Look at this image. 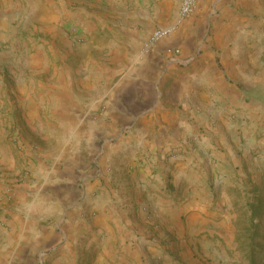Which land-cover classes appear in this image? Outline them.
<instances>
[{
  "label": "crops",
  "instance_id": "1",
  "mask_svg": "<svg viewBox=\"0 0 264 264\" xmlns=\"http://www.w3.org/2000/svg\"><path fill=\"white\" fill-rule=\"evenodd\" d=\"M60 3L72 28L106 41L103 66L114 80L99 96L93 86L99 100L86 107L95 115L85 127L76 93L57 90L64 124L73 127L51 167L38 164L18 185L0 264H32L40 250L56 251L50 264H151L146 221L168 230L182 213L199 214L192 210L210 203L204 190L230 182L217 173L240 170V136L264 143V0H200L179 21V0ZM34 7L32 22H46L49 9ZM15 14L0 5V41ZM169 26L171 34L145 51L150 34ZM33 105L26 101L22 112ZM234 115L249 119L245 129ZM90 161L99 167L86 174ZM146 204L151 220L134 210Z\"/></svg>",
  "mask_w": 264,
  "mask_h": 264
},
{
  "label": "rangeland",
  "instance_id": "2",
  "mask_svg": "<svg viewBox=\"0 0 264 264\" xmlns=\"http://www.w3.org/2000/svg\"><path fill=\"white\" fill-rule=\"evenodd\" d=\"M4 4H11L16 14L6 28V39L0 41V239L6 237L3 230L10 229L18 185L28 184L38 164L51 167L66 130L73 127L64 124L67 117L58 107L57 90L67 87L76 93L84 104L77 113L85 127L95 115L86 107L99 100L93 86L99 96L114 80L103 66L109 49L106 41L72 28L60 0H0ZM38 4L50 11L46 22H32ZM101 19L95 24L102 25ZM30 55L34 61L28 65ZM26 101L34 102L33 108L22 112ZM97 108L102 111L103 102ZM233 118L245 129L248 118ZM254 144L240 136V151L235 154V168L240 170L227 176L217 173L216 179L230 182L220 181L218 186L223 187L215 192L204 190L210 203L202 211L192 210L199 214L182 213L168 230L157 221H146L151 235L146 245L155 249L151 264H264V143ZM95 162L90 161L86 174L99 167ZM86 176L85 182L95 178ZM181 196L182 192L176 198ZM149 205H135L134 210L151 220ZM55 254L40 250L32 264H50Z\"/></svg>",
  "mask_w": 264,
  "mask_h": 264
},
{
  "label": "built area",
  "instance_id": "3",
  "mask_svg": "<svg viewBox=\"0 0 264 264\" xmlns=\"http://www.w3.org/2000/svg\"><path fill=\"white\" fill-rule=\"evenodd\" d=\"M199 1L200 0H179L178 21L193 14ZM173 30L174 26L155 29L148 37L144 45V50H148L152 45L169 36ZM178 51L179 50H175L176 53H178Z\"/></svg>",
  "mask_w": 264,
  "mask_h": 264
}]
</instances>
